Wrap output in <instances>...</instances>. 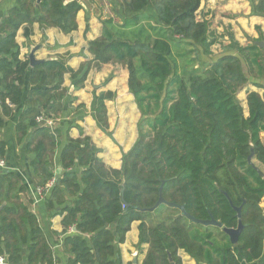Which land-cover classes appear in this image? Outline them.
I'll use <instances>...</instances> for the list:
<instances>
[{"label": "trees", "instance_id": "16d2710c", "mask_svg": "<svg viewBox=\"0 0 264 264\" xmlns=\"http://www.w3.org/2000/svg\"><path fill=\"white\" fill-rule=\"evenodd\" d=\"M66 1L37 6V0H18L0 26V161L18 159L21 147L26 165L14 164L36 187L56 179L45 205L49 219L65 215L58 235L66 236V264H121L120 245L137 221L139 246L149 245L143 264H183L179 251L196 264H264V173L248 160L253 155L251 161L264 168V98L248 95V117L237 99L250 78L264 89L263 34L247 46L230 35L229 45L214 55L219 39L197 19L202 0H106L113 15L103 20L102 36L89 43L93 61L78 71L66 59L31 67L29 59H20L19 30L26 25V38L35 23L65 34L76 31L84 7ZM250 1L252 14L264 18V0ZM110 63L128 71L129 92L143 117L139 137L121 168L113 169L98 158L100 150L88 137L72 140L67 132L57 178L61 130L37 118L56 121L64 113L65 75L78 91L92 68ZM28 84L34 87L29 93ZM113 98L112 92L101 93L95 101L94 118L104 132L105 102ZM19 109L13 134L4 137L7 120ZM72 117L85 116L78 111ZM22 176L0 171V256L11 264H61L52 233L23 202ZM161 197L224 227L237 228L241 219L238 243L222 229L190 221L177 207L162 204L151 211ZM234 207L241 208V218ZM73 227L77 233L68 235Z\"/></svg>", "mask_w": 264, "mask_h": 264}, {"label": "crops", "instance_id": "0c3cea01", "mask_svg": "<svg viewBox=\"0 0 264 264\" xmlns=\"http://www.w3.org/2000/svg\"><path fill=\"white\" fill-rule=\"evenodd\" d=\"M17 1L18 0H0V26L2 21L8 17L9 13L17 6ZM80 3L83 5L84 9L80 11L77 16L78 28L76 31L70 34H65L58 28L43 29L40 27L39 23H35L31 27L32 35L30 38H26L24 36V27H26V25L23 26L19 30L16 38V41L21 48L20 59L26 61L29 59L31 51L38 48L34 54L36 59L45 62L49 60L66 59L67 65H69L74 71H78L83 63L93 61L94 57L89 51V43L102 36L103 24H101V22L96 19L92 9L82 2V0H80ZM198 15L199 21L208 23L209 31L216 35V37L219 39V43L221 44L224 42L222 38L225 36V30H227V32L230 31L231 35H233V37L239 41L242 46H247L250 44V42L249 44H246L248 39L242 38L243 32H245V34H247L253 40L257 38V31L264 32V18L252 14V5L250 0H202ZM87 22L89 26L88 31L86 30ZM229 36L226 35L225 39L228 40ZM217 46L218 44L214 46V48L216 47L215 51L212 50L214 55H220L222 53L217 52ZM225 46L228 45L225 44ZM104 68L100 73L92 70L87 81L85 82V87L81 90L73 91L72 93L71 75H65L63 87L68 90L67 95L71 98L68 96L66 97L64 113L59 119L55 121V125L53 127L60 128L62 134V147L57 151L55 157V175L57 177H59L63 172L60 166V160L61 151L68 143L67 132L68 137L72 140L84 139L91 136H93L94 139H97L103 135V131H101V128L97 126L98 123L94 118L96 99L89 90L90 87H92V91L97 90V95L101 92L103 93L101 86L96 82L104 81L109 77V74L112 73L111 70ZM113 76L114 81L112 86L108 88L106 92L110 91L114 94L117 91L118 98L120 96L121 100H127L130 102L129 98L131 97L130 95H127V90H129V88L128 84H126V73L124 71L118 72L115 70ZM97 77L100 78L98 81ZM119 79L125 81L126 85L121 84L117 88V81ZM32 88L34 87L31 84H28L27 92L29 93ZM75 102L80 105L85 104L87 107L88 116H85L83 121L73 119L71 116V105H75ZM123 106L124 104L120 105V109L117 111L119 114L124 113ZM107 111L109 115L110 129H113L115 127V121L113 120V107L108 105ZM21 112L22 110L19 109L15 112L11 120H7V127L3 132L4 137L6 135H10L9 137H11ZM130 113H132L133 116L136 114L134 106H130ZM73 124L75 125L73 126ZM103 141L109 149L108 152H106V157H108L111 162H115V164H112L113 169H120L122 166L121 155L118 154L115 151L116 149H114V147H112L107 141ZM16 152L19 156L18 159L13 158V162L9 164L6 163L4 168L0 167V171L6 169L8 171L18 172L21 176L23 175V182L27 188V191L22 195L23 202L35 215H37L39 221L48 233H57V235H50V241L56 256L61 261V264H66L67 254L63 250V242L66 236L58 235L63 234V219L65 215H58L52 219H49L48 211L45 205V199L49 193H47L43 198H40L37 195L38 187H36L23 172V170L19 168L18 164H14L16 160V162L26 165V157L22 148L18 147ZM101 152L102 150L100 153ZM100 153L98 154V158L102 159L104 162L106 157H104V155H100ZM139 224V221L132 224L131 230L126 235L124 244L120 245L121 264H143L149 249V245L145 244L139 246ZM76 233L77 231L75 227H73L69 229L68 235H74ZM181 257L185 259L186 264H196L195 260H193L185 252L181 253Z\"/></svg>", "mask_w": 264, "mask_h": 264}, {"label": "rangeland", "instance_id": "374dc122", "mask_svg": "<svg viewBox=\"0 0 264 264\" xmlns=\"http://www.w3.org/2000/svg\"><path fill=\"white\" fill-rule=\"evenodd\" d=\"M82 2H84L90 9L93 10V12L96 16V19L99 22H101V24H102L103 20H105V19H107L113 15L111 10H110L108 3L106 2V0H82ZM198 12H199V10H198ZM198 12H197V19L199 18ZM257 32H258V33H256L257 38H255V40H257L261 37V33L263 34L262 36L264 38V32L263 31H257ZM226 35L227 36L231 35V32L230 31L227 32V30H225V36ZM217 36H220V35H217ZM225 36H223V38H222V40L224 41L223 44L218 43V46H217V52L218 53L223 52V50H224L223 46H225V44L229 45V38L227 40V39H225ZM242 38L248 39L246 44H249V42L251 43L252 38L249 37L247 34H245V32H243ZM263 43H264V41H263ZM215 48L213 47V51H215ZM104 67L107 68L108 70H111L112 73L109 74V77L106 78L104 81L96 82L97 84H99L101 86L103 93L110 92V91L106 92V90L112 86V83L114 81L113 74H114L115 70H117L118 72L124 71L126 73V75H127V78H126L127 83L126 84H128V77H129L128 71H127L126 67H124L122 64L110 63L107 65H102L98 68H92V70L96 71L97 73L98 72L100 73V72H102ZM245 70H247L246 66H245ZM99 79L100 78L97 77V81ZM252 81H255V80L250 78V81L248 82V84L243 89H241L237 95V99L243 108L245 117L249 116V106H248V100H247L248 95L251 92H256V93H259L262 98H264V89L256 87ZM121 84L122 85L125 84V81H123L122 79L121 80L119 79L117 81V88ZM92 89L93 88L90 87L89 91L93 95V97L96 99L98 97V95H100L102 92L97 95V93H96L97 90L92 91ZM117 95H118V92L116 91L114 93V98L112 100H107L106 101L107 104L105 103L106 104V117H107L108 124H109V115H108L107 107H108V105L110 107H113V110H114L113 120L115 121V127L113 129H110V125H109L107 132H104L101 129V131H103V135L97 139H94L93 136L88 137L90 139V143H92L96 147H98V149L100 151L102 150V152L101 153L99 152V153H100V155H104V157H106V152H108L109 149L103 140L107 141L112 147H114V149H116L115 151L118 154H120L121 157L123 158V155L125 153H127L136 143V141L139 137V123L143 119L142 114L139 110V107H138L137 103L135 102L133 95L129 92V90H127V95H130V97H131V98H129L130 102H128L127 100H121L120 96L118 98ZM109 102H111V103H109ZM121 104H124V106H123L124 107V113L119 114V112H117V111H119ZM71 106H72L71 109L73 111L71 116H73L74 113H78V111H81L83 113V116H88V110H87V107L85 104L80 105V104L76 103L75 105H71ZM80 106H84V108L80 109ZM130 106H134V109L136 112V114H134V116L132 115V113H130ZM83 120H84V118L81 121H83ZM104 162H105V165L110 167V168H113L112 164H115V162L114 163L111 162L110 159H108V157H106L104 159ZM251 162L254 163L256 167L260 168L261 171L264 173V168H262V166L257 161L252 160ZM260 206L264 210V199H262ZM181 253H184V251H179V256L182 259V263L186 264L185 259H183L181 257Z\"/></svg>", "mask_w": 264, "mask_h": 264}, {"label": "water", "instance_id": "95a60500", "mask_svg": "<svg viewBox=\"0 0 264 264\" xmlns=\"http://www.w3.org/2000/svg\"><path fill=\"white\" fill-rule=\"evenodd\" d=\"M43 0H37V6H39V4L42 2ZM72 1H78L80 2V0H67L66 3L68 2H72ZM260 46L261 47H264V43H260ZM38 48L36 49H33L31 51V54L29 56V61H30V66L33 67L39 63H42V62H45V61H41V60H38L36 59L35 57V51L37 50ZM75 91V88L74 86H72L71 88V93ZM253 155H251L249 157V162L250 164H253L251 162V158H252ZM58 178V177H57ZM231 202V200H230ZM162 204H165V205H168V206H171V207H177L179 208L181 211H182V214L188 218L190 221L194 222V223H198V224H202L206 227H209V226H214V227H217L219 229H222V231L230 238V241L233 245H236L239 241V238H240V235L242 234L243 230H244V225L241 221V219L239 220V223H238V227L237 228H228V227H224L223 224L220 222V221H217L215 220L213 217H211L210 220H199V219H196L195 217L191 216L190 214L187 213L186 209L184 206H180V205H177V204H173V203H168L166 202L163 197H161L159 199V201L157 202V204L155 205V207L153 209H151V211H154L156 208H158L159 206H161ZM4 206V205H3ZM234 209L237 211V215L239 218H241V208H236L234 207Z\"/></svg>", "mask_w": 264, "mask_h": 264}, {"label": "built area", "instance_id": "2783aa9c", "mask_svg": "<svg viewBox=\"0 0 264 264\" xmlns=\"http://www.w3.org/2000/svg\"><path fill=\"white\" fill-rule=\"evenodd\" d=\"M37 122L39 124L45 125L48 128L53 129L55 125V120L52 118H46L45 116H39L37 118ZM0 167L4 168L5 167V162L0 161ZM56 179H52L49 181L44 187H39L37 188V195L40 198H43L47 193H50L51 189L55 186ZM0 264H11L8 262L7 258L5 256H0Z\"/></svg>", "mask_w": 264, "mask_h": 264}]
</instances>
